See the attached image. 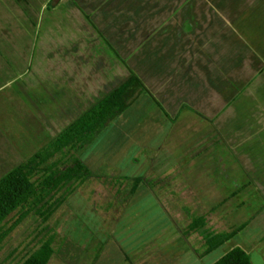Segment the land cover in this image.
I'll use <instances>...</instances> for the list:
<instances>
[{"label": "crops", "instance_id": "1", "mask_svg": "<svg viewBox=\"0 0 264 264\" xmlns=\"http://www.w3.org/2000/svg\"><path fill=\"white\" fill-rule=\"evenodd\" d=\"M130 74L143 89L76 153L99 178L69 196L145 172L120 241L143 203L170 221L86 264H206L233 246L264 264V0H0V179ZM193 216L235 236L200 257Z\"/></svg>", "mask_w": 264, "mask_h": 264}, {"label": "trees", "instance_id": "2", "mask_svg": "<svg viewBox=\"0 0 264 264\" xmlns=\"http://www.w3.org/2000/svg\"><path fill=\"white\" fill-rule=\"evenodd\" d=\"M138 81L132 74L125 82L85 111L52 141L39 149L11 172L0 179V247L11 230L29 214H37L46 221L74 191L92 177L76 156L91 143L105 126L123 113L133 101ZM141 89L142 86H140ZM106 181V180H105ZM128 194L131 197L142 178H134ZM121 193V192H120ZM16 217L13 223L8 222ZM205 216H193L188 233L197 232L204 243L200 257L221 248L236 231L213 233L206 228ZM53 242L47 239L19 264H48L53 255ZM211 264H251L249 256L237 246L229 247Z\"/></svg>", "mask_w": 264, "mask_h": 264}, {"label": "rangeland", "instance_id": "3", "mask_svg": "<svg viewBox=\"0 0 264 264\" xmlns=\"http://www.w3.org/2000/svg\"><path fill=\"white\" fill-rule=\"evenodd\" d=\"M104 136L107 134L102 133L95 140L94 145L100 146ZM139 175L146 178L147 187L156 184L153 180L154 175H148L145 172H139ZM97 183L99 185L92 187L95 191L93 194L92 190H88V192L79 193L78 196H68L61 209L55 211L46 221L33 213L23 218L1 245L0 264H19L47 239L52 240L54 250L48 264H86L88 258L104 248H107V252L111 254L117 252L116 243L126 245V240L129 237L132 239L141 228L144 230L142 233L139 232V237L147 236L151 231L147 226L152 222L158 224L165 220L170 221L169 214L163 212L156 204L151 205L150 209L148 203H143L140 207L143 218L139 222L134 219L127 220L132 223L131 235L121 242L119 232L122 233L125 229L119 228L118 223L124 221L126 216L121 207L129 204L132 199V196L126 198L123 195L128 194L132 182L129 180L118 182L115 179L100 180ZM143 185L146 186L143 183L140 188H144ZM155 199L156 197H151L147 193L140 198L139 202ZM173 217L178 223L187 222L184 214L173 213ZM15 219L16 217L11 219L7 225L10 226ZM153 229L154 227L152 231ZM224 251V249L215 251L205 257L204 262L213 263L224 254Z\"/></svg>", "mask_w": 264, "mask_h": 264}]
</instances>
